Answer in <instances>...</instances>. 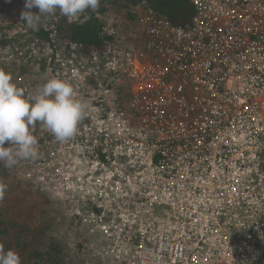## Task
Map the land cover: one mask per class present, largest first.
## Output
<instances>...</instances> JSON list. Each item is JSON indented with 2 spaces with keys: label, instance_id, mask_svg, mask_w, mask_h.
Returning a JSON list of instances; mask_svg holds the SVG:
<instances>
[{
  "label": "built area",
  "instance_id": "1",
  "mask_svg": "<svg viewBox=\"0 0 264 264\" xmlns=\"http://www.w3.org/2000/svg\"><path fill=\"white\" fill-rule=\"evenodd\" d=\"M191 2L185 28L104 15L113 42L89 53L0 49L25 95L56 77L89 105L66 142L37 123L10 170L101 240L98 264H264V0Z\"/></svg>",
  "mask_w": 264,
  "mask_h": 264
},
{
  "label": "clouds",
  "instance_id": "2",
  "mask_svg": "<svg viewBox=\"0 0 264 264\" xmlns=\"http://www.w3.org/2000/svg\"><path fill=\"white\" fill-rule=\"evenodd\" d=\"M99 3L100 0H25V8L36 7L39 14L23 11L20 18L27 27L35 28L57 9L73 19L89 9L96 10ZM88 110L87 102L77 97L66 80L47 79L33 94L25 95L23 89L12 83L11 75L0 69V162L12 168L21 160L37 158L38 141L32 132L37 123L57 142L70 140ZM6 142L11 146L4 147ZM0 264H21V261L15 251H4L0 246Z\"/></svg>",
  "mask_w": 264,
  "mask_h": 264
},
{
  "label": "rangeland",
  "instance_id": "3",
  "mask_svg": "<svg viewBox=\"0 0 264 264\" xmlns=\"http://www.w3.org/2000/svg\"><path fill=\"white\" fill-rule=\"evenodd\" d=\"M140 9V8H139ZM145 9V8H144ZM140 9L139 11H143ZM30 11L38 13L39 9L25 8L24 0H0V29L3 34L7 29L2 23L14 25L13 33H25L26 24L21 20V13ZM96 12L91 10L90 12ZM126 12V10L124 11ZM119 9L110 8L106 15L108 22L126 18L125 13ZM85 13L79 15L83 17ZM27 27V26H26ZM15 30V31H14ZM0 31V33H1ZM17 31V32H16ZM31 39L30 33L26 34ZM0 69L13 77L19 72L15 64L8 65L0 57ZM37 249L49 248L51 244H59L61 251L60 264H98V245L101 240L92 232L79 224H75L61 205H54L46 199H32L24 189L19 178L11 172L8 178L0 176V244H5L6 249L26 251L23 245L28 237ZM34 237V239H33ZM19 245H16V244ZM48 258V257H47ZM38 259L29 264H54L48 259Z\"/></svg>",
  "mask_w": 264,
  "mask_h": 264
},
{
  "label": "trees",
  "instance_id": "4",
  "mask_svg": "<svg viewBox=\"0 0 264 264\" xmlns=\"http://www.w3.org/2000/svg\"><path fill=\"white\" fill-rule=\"evenodd\" d=\"M110 8L119 9L120 14L126 10L125 16L132 23L137 21L138 10L147 8L156 14L165 16L173 24L184 28L191 26L195 14L191 0H100L96 12H90L89 9L83 17L69 19L57 9L56 12L43 19L37 27L29 28L25 25L26 30L23 34L17 31V33H13L14 25L2 23L7 31L3 34L0 29V49L16 43L29 42L26 34L30 33L31 39H39L41 42L51 45L54 43L67 46L76 45L85 53L100 50L107 43L113 42V37L106 33L107 23L103 17ZM2 175L8 178L11 175L10 168H5ZM31 241L32 238L29 236L27 243L23 245L26 251L21 250V248L19 250L18 246L16 250H13L19 255L21 264L37 262L38 259L44 260L47 257L50 262L60 264L59 259L62 250L59 244H51L49 248L39 250L36 246L33 247L34 243ZM0 246L3 247L4 251L11 250L6 249L5 244H0Z\"/></svg>",
  "mask_w": 264,
  "mask_h": 264
}]
</instances>
